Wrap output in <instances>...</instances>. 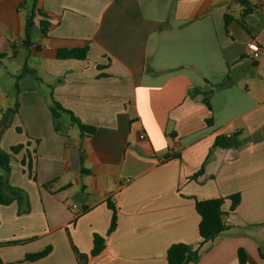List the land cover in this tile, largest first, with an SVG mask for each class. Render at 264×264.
Instances as JSON below:
<instances>
[{"label":"crops","instance_id":"obj_1","mask_svg":"<svg viewBox=\"0 0 264 264\" xmlns=\"http://www.w3.org/2000/svg\"><path fill=\"white\" fill-rule=\"evenodd\" d=\"M32 1L0 0V122L18 102L0 147L24 145L9 180L31 204L22 215L16 202L1 207L2 264H168L177 243L198 251L189 264H240V250L264 264V139L254 140L264 128V0H250L248 31L225 24L243 14L234 0H39L50 22L47 37L34 30L40 51L23 45ZM85 47L86 60L57 59ZM227 79L212 112L190 95ZM51 93L95 134L82 136L67 114L55 121ZM234 133L241 147H214ZM235 194L234 210L223 204L228 229L203 243L196 201ZM96 234L105 248L90 256Z\"/></svg>","mask_w":264,"mask_h":264},{"label":"trees","instance_id":"obj_2","mask_svg":"<svg viewBox=\"0 0 264 264\" xmlns=\"http://www.w3.org/2000/svg\"><path fill=\"white\" fill-rule=\"evenodd\" d=\"M39 0H33L30 6L26 7V23H25V36L23 40V45L25 46H35L36 50L40 51L42 47L39 44H36L33 41L34 38V30L38 26L41 37H47L50 22L48 14L43 11L38 6ZM236 3L240 4L243 7V14L239 19L235 18L230 13L225 15V24L228 27L229 24L233 21H237L241 26H243L247 31L248 23L246 22V18L254 13L256 7L250 2V0H234ZM37 19L39 22L37 23ZM38 24V25H37ZM88 54V48H74V49H59L57 51V59H79L86 60ZM28 71V67H25L22 73ZM231 85V81L229 79L224 82L214 85L213 89H209L207 91L194 90L190 92L191 96H195L197 94L203 95V102L207 106L210 112H212V105L210 102V97L213 93L214 89H222ZM50 110L55 119H59L62 114H67L70 116V119L74 125H76L82 136H91L96 132V128L87 126L81 122L79 118H77L71 111L63 108L58 102L53 99L52 93L50 94ZM18 112V102H16L15 107L13 109H8L5 113H2V118L0 122V135L3 133L5 129H7L12 122V118L14 114ZM207 125H212L213 119L210 117L206 120ZM56 130L59 132L60 127L58 124L55 126ZM19 131L21 129H18ZM243 145V141L239 139V134L234 133L231 135H218L214 142V147H221L225 149H237ZM24 145H17L10 148L9 151L3 150L0 147V210L3 206H8L14 202H16L19 206V215L27 214L31 210V204L28 193L22 188L13 186L10 183L9 176L11 172V163L16 154H18ZM25 164V161H22ZM29 169L31 170V164L28 163ZM32 173V170H31ZM32 175V174H31ZM33 179L36 180V177L33 176ZM226 199H230L232 201L231 208L234 210L236 206L240 202V195L235 194L229 196L228 198H216L209 200L196 201V211L200 215V223H199V234L202 239V242H208L224 231L228 229V226L224 223V215L225 212L223 210V204ZM113 209L112 221L109 229V234L112 233L117 227V213L112 205H109ZM74 251L82 258L88 259V255L81 254L78 252L74 245ZM105 248V238L96 234L93 240V249L90 253V256L99 255L103 249ZM52 248L47 247L41 252H37L34 254H28L25 257L27 261H36L44 258L51 252ZM264 257V255H263ZM199 259V253L197 250H194L191 245L185 243H177L173 244L167 251V261L168 264H189L191 262H196ZM248 257L244 250L239 251V263L247 264ZM2 260L0 257V264H2Z\"/></svg>","mask_w":264,"mask_h":264},{"label":"built area","instance_id":"obj_3","mask_svg":"<svg viewBox=\"0 0 264 264\" xmlns=\"http://www.w3.org/2000/svg\"><path fill=\"white\" fill-rule=\"evenodd\" d=\"M248 52L249 56L254 60L259 59L263 54V50L256 40H252L248 43ZM145 137V133L141 131L140 138L144 139Z\"/></svg>","mask_w":264,"mask_h":264},{"label":"water","instance_id":"obj_4","mask_svg":"<svg viewBox=\"0 0 264 264\" xmlns=\"http://www.w3.org/2000/svg\"><path fill=\"white\" fill-rule=\"evenodd\" d=\"M264 139V128H262L259 132H257L255 135H254V140L255 141H262Z\"/></svg>","mask_w":264,"mask_h":264},{"label":"rangeland","instance_id":"obj_5","mask_svg":"<svg viewBox=\"0 0 264 264\" xmlns=\"http://www.w3.org/2000/svg\"><path fill=\"white\" fill-rule=\"evenodd\" d=\"M75 128H77V127H75Z\"/></svg>","mask_w":264,"mask_h":264}]
</instances>
